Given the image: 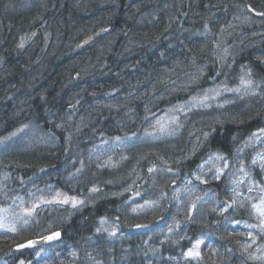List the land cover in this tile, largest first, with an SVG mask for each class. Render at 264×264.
I'll return each mask as SVG.
<instances>
[{
  "label": "trees",
  "instance_id": "1",
  "mask_svg": "<svg viewBox=\"0 0 264 264\" xmlns=\"http://www.w3.org/2000/svg\"><path fill=\"white\" fill-rule=\"evenodd\" d=\"M239 68L264 87V0H0V207L34 198L0 264H264V98L145 137Z\"/></svg>",
  "mask_w": 264,
  "mask_h": 264
},
{
  "label": "rangeland",
  "instance_id": "2",
  "mask_svg": "<svg viewBox=\"0 0 264 264\" xmlns=\"http://www.w3.org/2000/svg\"><path fill=\"white\" fill-rule=\"evenodd\" d=\"M237 75L238 82L235 85L225 84V86H223L222 84H214L213 86L204 87V89L197 91L193 96H191L189 100L183 101L181 104H174L171 107L163 110L161 114L154 115L151 121H149L151 122L152 130L149 133H145V137L149 139L148 142L152 143L151 147H160L161 142L165 143V141L173 139L174 136H176L175 131L182 126L180 123L184 117L183 115L194 110H205L213 106L211 103L216 99H219L217 104H219L218 106L221 107L224 105L226 106V103L235 101L236 99L233 100V97L236 98V95L247 96V94H250L253 97L255 96V101H261L264 98V87H261L259 84L254 82L253 77L250 75L247 69L245 70L244 68H239L237 70ZM260 130L262 129L257 131L260 132ZM251 136L254 135L251 134L249 137ZM249 137L247 138L249 139ZM247 138H245V141ZM137 139L139 140V137H137ZM140 139H143L142 135L140 136ZM122 142V137L109 143L105 141L104 145L107 147L105 149L104 157L107 158V160H110L108 157H110L114 151L118 149L115 146L122 144ZM23 198L24 199H22L21 196H15L14 200H17L15 204L7 205L4 208L0 207V223H3L4 225L6 224L5 226L11 228L12 226H10V220H18L17 222L19 223V219L24 220L29 216V212L34 205L31 200L34 198L31 197V199H28L26 196ZM51 199L64 202L68 205H76L80 202V197H76L59 190L58 192H55L50 200ZM259 202L262 203V201ZM256 209L260 214L263 215L264 203L260 204V206H257Z\"/></svg>",
  "mask_w": 264,
  "mask_h": 264
},
{
  "label": "water",
  "instance_id": "3",
  "mask_svg": "<svg viewBox=\"0 0 264 264\" xmlns=\"http://www.w3.org/2000/svg\"><path fill=\"white\" fill-rule=\"evenodd\" d=\"M48 237H52V239H48ZM55 238H56V235L51 233L49 235H45V236L39 237L38 239H33V240H31V242H32L33 245H38V244H41V243L48 242L49 240H53Z\"/></svg>",
  "mask_w": 264,
  "mask_h": 264
},
{
  "label": "snow or ice",
  "instance_id": "4",
  "mask_svg": "<svg viewBox=\"0 0 264 264\" xmlns=\"http://www.w3.org/2000/svg\"><path fill=\"white\" fill-rule=\"evenodd\" d=\"M55 235H59V233H56ZM48 239H52V237H48ZM30 244L32 243V242H29Z\"/></svg>",
  "mask_w": 264,
  "mask_h": 264
}]
</instances>
